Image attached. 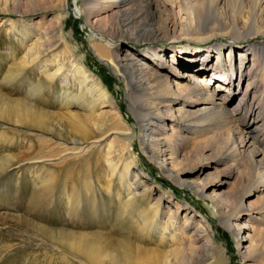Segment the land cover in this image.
I'll list each match as a JSON object with an SVG mask.
<instances>
[{"label": "bare ground", "instance_id": "1", "mask_svg": "<svg viewBox=\"0 0 264 264\" xmlns=\"http://www.w3.org/2000/svg\"><path fill=\"white\" fill-rule=\"evenodd\" d=\"M71 9L94 33V52L122 75L135 122L72 45L65 32ZM0 11L9 15L8 31L21 34L9 77L29 72L30 95L61 86L55 111L14 99L5 120L47 127L63 139L61 182L76 185L102 170L86 188L99 182L115 195L116 222L130 220L139 240L151 242L30 224L60 248L64 263L230 264L210 216L149 183L136 159L140 150L171 182L213 203L243 264H264V0H77L75 8L70 0H0ZM184 34L207 46L175 47ZM219 37L230 41L210 42ZM126 38L150 49L120 48ZM162 40L175 42L156 44ZM104 137L108 142L99 143ZM30 154L11 155L0 168ZM58 177L51 170L42 176L32 198H50ZM78 202L71 201L80 209Z\"/></svg>", "mask_w": 264, "mask_h": 264}, {"label": "rangeland", "instance_id": "2", "mask_svg": "<svg viewBox=\"0 0 264 264\" xmlns=\"http://www.w3.org/2000/svg\"><path fill=\"white\" fill-rule=\"evenodd\" d=\"M76 1L70 0L73 8L76 7ZM8 16L6 12L0 11V161H4L11 155L20 153L31 154L21 157L10 168L7 167L4 170L0 168V264H67L64 263V253H62L60 248H53L55 243L49 242L40 232L33 229L30 224L50 229H66L70 233H111L110 235L113 237L116 236V232H121L133 237L137 240H134L135 242L144 239L142 241L144 245H150L151 242L149 241L150 239L146 238L147 236L141 237L139 240V237L136 236L135 224L132 225L130 220L126 223L116 222L119 199L115 195L112 196L108 192L106 193L99 182L95 183L94 188H86L91 178H98L96 174L103 173L102 170L99 172L91 170V175H83L81 183L76 185L67 181V179L65 180L64 177L61 182V174L66 172V165L60 162L62 159L57 155L59 153L57 150L59 148L64 149L63 139L48 132L46 130L47 127L30 125V128H28L20 123L16 125L13 121L5 120L3 110H6L14 99L36 104L37 107L53 112L55 111L54 105L58 103L56 100L60 97L61 92V86L57 84L50 93L39 95L32 92L30 95L28 82L31 76L29 72L19 74L15 78L9 77V68L13 63L10 55L12 51L18 49L22 51V44L17 38L18 35L21 36L19 32L16 35L14 31H8L9 22L5 21V19L9 18ZM13 16L17 17L16 15ZM66 18L65 32L70 38L72 45L78 50L79 56L121 104L123 112L129 120L135 122V118L129 110L130 103L127 97L126 83L120 73L112 69L105 61H102L94 52L91 45L94 33L86 24L84 16H80L71 9V13ZM181 39L185 42L176 43L175 47L193 45L196 49H200L201 46H207V43L195 42L190 34H184ZM253 40L256 41L257 39H244L241 42L246 45L248 42H253ZM173 41L175 42V40H162L157 41L156 44L169 48L171 47L169 43ZM216 41L227 42L230 41V38L219 37L210 42L214 43ZM118 44L123 49L131 46V49L135 52H145L151 46V44L136 43L129 38L120 40ZM197 44L200 45L196 46ZM181 61L184 62L182 59ZM174 63L180 65L178 60H174ZM241 87L239 86V89ZM37 100H41L43 104H38ZM41 141H44L45 144ZM103 142H108L107 137L102 138L99 143ZM41 156L42 158H40ZM136 159L149 183L174 193L176 199L191 203L198 211L209 215L214 227H218L217 229L220 230V232H216L217 238L229 249L230 264H243L238 254V241L234 239L229 229L220 224L213 213V203L209 199L206 202L193 190L180 187L171 182L140 150ZM75 162L77 166L75 165L74 167L80 171V165H78L77 161ZM84 169L80 172L82 174L85 172L87 175L88 172ZM50 170L54 176L59 175L58 182L55 184V192L50 198L45 200H34L32 198L33 188L41 185L42 176H46ZM73 185H75L74 189ZM119 190L122 196L126 194L123 188ZM75 192H77L78 196L74 195ZM75 199L79 200L76 204L81 206L80 209L71 203ZM71 204L74 208H69ZM95 208L97 209L96 215L93 212L96 211Z\"/></svg>", "mask_w": 264, "mask_h": 264}]
</instances>
